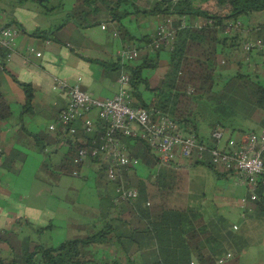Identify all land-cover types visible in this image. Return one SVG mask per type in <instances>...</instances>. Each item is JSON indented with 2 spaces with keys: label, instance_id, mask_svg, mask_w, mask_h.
Segmentation results:
<instances>
[{
  "label": "trees",
  "instance_id": "1",
  "mask_svg": "<svg viewBox=\"0 0 264 264\" xmlns=\"http://www.w3.org/2000/svg\"><path fill=\"white\" fill-rule=\"evenodd\" d=\"M13 1L16 5L36 2L45 12L54 8L51 0ZM263 10L264 0H151L147 5L139 4L138 0H76L66 20L73 19L76 26L87 28L100 23L105 16L109 21L118 22L123 33L126 28L122 20L128 16L159 17L161 24L170 20L174 41L165 73L156 85H150L144 70L157 67L163 45L150 50L157 31L151 37L141 36L137 56L124 67L130 75V94L133 105L157 110L176 122L182 132L201 139L200 121L207 122L211 129L239 132L264 129V80L259 78L260 73L243 70L242 64L233 75L218 72L228 67L234 53L244 52L242 44L246 39L241 30L247 28L241 24L236 26L239 17ZM9 25L20 27L16 21L6 26ZM255 28L264 35L263 23ZM32 34L47 37L50 33L35 30ZM263 35L259 39L264 44ZM261 51L264 55V50ZM4 54L0 50V57ZM101 64L106 66L104 62ZM19 85L24 94V112L30 109L34 88L26 82ZM144 91L151 93L150 97L144 98ZM11 115L10 103L0 91V123ZM97 123L100 129L92 136L78 128L76 138L80 140L62 139L67 150L55 164L47 161L50 157L47 146L51 142L46 135L31 133L21 125L15 136L20 148L6 149L1 147L0 131V171L17 173V165L27 156L22 149H31L43 157L41 173L75 175L81 167L79 149L89 145V140L103 130V122ZM57 137L55 142H59ZM121 141L129 155L138 158L149 173L145 180L129 181L138 189L136 200L118 198L115 183L106 175L107 164L101 163L97 169L96 190L100 197L97 221H102L103 227L86 236L47 246L33 240L16 223L11 229H0V264H218L231 248L235 249L232 252L236 257L223 264H238L237 254L243 244H237V235L220 234L214 223L204 221L197 208L168 204V196L175 188V174L179 172L159 166L146 141L127 136H122ZM206 144L211 146L213 142ZM189 164L213 167L207 155L205 159L194 157ZM101 184H110L112 191ZM256 195L255 200L248 195L245 211L264 217V186L257 187ZM24 225L34 230L31 223ZM107 244L117 247L112 256L97 248ZM4 245L6 249L2 248Z\"/></svg>",
  "mask_w": 264,
  "mask_h": 264
},
{
  "label": "crops",
  "instance_id": "2",
  "mask_svg": "<svg viewBox=\"0 0 264 264\" xmlns=\"http://www.w3.org/2000/svg\"><path fill=\"white\" fill-rule=\"evenodd\" d=\"M75 1L56 0L52 10H40L44 14L36 13L31 7L27 8L28 2L14 7L10 12L3 7L8 4L6 0L2 2L3 5L0 3V27L8 25L10 21H16L20 25L16 26L20 30L16 51L9 58L6 57V51L0 57V91L9 101L12 110V115L0 123L1 147L20 148L15 136L17 129L23 125L31 133H42L48 137L51 143L47 146L50 153L47 161L52 164L57 163L67 150L62 138L57 137L59 142H55L56 134L48 130L50 122L66 104L65 91L56 86L53 78L68 84L79 78L81 88L92 96L112 97L117 92V79L121 68L125 67L118 58V52L131 47L138 49L139 38L143 35L151 37L161 24L159 17L128 16L122 20L126 28L123 33L119 30L118 22L109 21L102 16L100 23L94 26L78 27L73 19L66 20ZM150 1L138 0L141 5H147ZM238 21L247 28L241 30L244 39L262 38L263 33L260 35L259 29L255 28V22L244 24L241 20ZM35 30L50 34L47 37L33 35ZM27 47L34 48L41 55L26 54ZM24 54L28 55L27 58ZM231 59L228 67L218 70L219 73L233 75L242 64L243 70H256L260 73L259 78L264 80V55L260 49H254L249 59L245 58L244 52L234 53ZM168 61L169 51L163 48L154 70L158 72L146 75L149 83L156 76L151 86L156 85L162 78ZM19 82L30 83L34 88L30 109L24 112V94ZM142 95L148 98L151 93L144 91ZM87 116L96 123L99 120L95 110ZM74 125L77 131L80 128L82 132L81 119H77ZM98 129L100 128L97 127ZM212 130L209 128L203 131L201 128V139L208 141ZM238 132L229 130L228 136L236 137ZM22 150L27 156L23 163L17 165V173L0 171V229H11L17 223L35 241H38L35 237L50 230L57 234L54 244H51L56 245L64 239L86 236L103 227L104 223L97 221L100 211V197L96 190L99 168L97 163L89 159L82 161L75 175L53 171L41 173L42 155L31 149ZM187 168L179 174H184ZM211 169L216 176L214 191L220 197H224L222 192L227 198L234 197V202L225 209V215L215 212L211 206L197 209H201L205 222L214 223V228L217 227L220 234L226 235L230 232L237 235V244H243L237 254L238 264H264V217L246 212L245 204H241V198L247 199L249 190L239 177L221 173L214 167ZM125 172L128 182L145 180L149 175L147 168L141 163ZM222 218L228 219L229 223L222 225ZM24 223H31L34 230H43L35 233ZM41 243L48 245L45 241ZM97 248L106 256H112L117 247L107 244ZM232 251L235 253V249L228 250L232 254L231 258H235Z\"/></svg>",
  "mask_w": 264,
  "mask_h": 264
},
{
  "label": "built area",
  "instance_id": "3",
  "mask_svg": "<svg viewBox=\"0 0 264 264\" xmlns=\"http://www.w3.org/2000/svg\"><path fill=\"white\" fill-rule=\"evenodd\" d=\"M239 24L237 21L236 26ZM19 33L20 30L16 26L0 27V50L6 51L7 58L16 51ZM173 41L170 20H167L157 28V38L153 41L151 49L163 45V48L169 51L172 49ZM242 49L245 58L249 59L251 50H264V44L259 38L248 39L243 42ZM25 53L41 55V52L32 47H27ZM137 54V49L131 47L120 50L118 58L124 65ZM27 56L24 54V57ZM53 80L57 87L64 89L66 104L50 122L48 130L62 139L71 138L78 141L80 139L76 138L77 129L74 122L81 119L82 133L92 136L98 126L87 114L95 110L98 119L103 122V130L89 140V145L79 149L78 161L96 159L98 165L107 164V178L115 183L119 199L134 201L138 197V189L127 181L125 171L140 164L138 158L129 155L121 141L122 136L146 141L158 164L174 171H184L190 159L194 157L205 159L207 155L217 171L239 177L249 190L250 198L257 199V187L264 186V129L257 132L253 130L238 132L236 137L228 136L221 144L223 130L216 128L210 133L208 141L213 142V145L209 146L206 144L208 141H202L195 134L182 132L177 123L167 115L152 108L133 105L130 75L123 67L117 79V92L108 98L95 97L83 90L79 78L71 84L57 78ZM187 90L192 91L190 87ZM245 201L246 198L242 197L241 204H245ZM231 257L232 254L228 252L218 260V263H224Z\"/></svg>",
  "mask_w": 264,
  "mask_h": 264
},
{
  "label": "rangeland",
  "instance_id": "4",
  "mask_svg": "<svg viewBox=\"0 0 264 264\" xmlns=\"http://www.w3.org/2000/svg\"><path fill=\"white\" fill-rule=\"evenodd\" d=\"M5 0H1L0 3L4 2ZM8 4H2L3 7L8 11H12L14 7H19L20 5L14 4L13 0H6ZM56 0H51L50 4L54 5ZM206 4V3H204ZM26 7L31 10H35L36 13H41L40 10H43V7H41L38 3L29 1L26 4ZM29 9V10H30ZM41 16V15H40ZM101 18V16H100ZM239 20L242 21V23H254L264 24V10L263 11H256L250 14H243L239 17ZM155 68H147L144 70V75H151V73L154 72V74L158 71H154ZM149 75V76H150ZM153 81H150V85H153L156 80V76H153ZM199 130L207 131L209 129V126L207 122L200 121L199 122ZM223 130V138L221 144L225 141V139L229 135V129H222ZM209 140V139H207ZM162 166V165H159ZM221 170V169H220ZM181 173L182 171H177ZM175 188L168 196V204L170 206H178V207H189L194 206L196 208H204L205 206H211L215 210V212H219L222 215H225V209L228 206H231L234 202V197L227 198L225 197V193L222 192L221 194L224 197H220L215 191L214 186L216 182V176L213 172V169L206 167L202 164H193L192 166H188L187 171L184 172V174H175ZM103 187H107L109 192L112 191V186L101 184ZM220 202H224V204H219ZM190 206V207H191ZM201 210V209H200ZM218 214V213H217ZM220 223L222 225H225L229 223L228 219L222 218L220 220ZM57 234L55 232H51L50 230L45 231L41 236L35 237L36 240L40 242H46L49 246L51 244H54L53 241L55 240ZM47 240V241H46ZM3 249H6V246H2Z\"/></svg>",
  "mask_w": 264,
  "mask_h": 264
}]
</instances>
